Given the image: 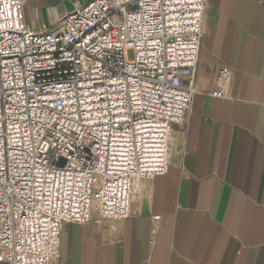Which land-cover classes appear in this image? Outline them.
<instances>
[{
    "label": "built area",
    "instance_id": "obj_1",
    "mask_svg": "<svg viewBox=\"0 0 264 264\" xmlns=\"http://www.w3.org/2000/svg\"><path fill=\"white\" fill-rule=\"evenodd\" d=\"M27 1L0 0V261L57 264L64 223L123 220L137 181L166 174L207 0H88L42 32Z\"/></svg>",
    "mask_w": 264,
    "mask_h": 264
},
{
    "label": "crops",
    "instance_id": "obj_2",
    "mask_svg": "<svg viewBox=\"0 0 264 264\" xmlns=\"http://www.w3.org/2000/svg\"><path fill=\"white\" fill-rule=\"evenodd\" d=\"M87 1L28 0L26 24L59 29ZM204 14L166 174L137 181L123 220L64 223L57 264H264V0H207ZM223 66L230 93L212 97Z\"/></svg>",
    "mask_w": 264,
    "mask_h": 264
},
{
    "label": "rangeland",
    "instance_id": "obj_3",
    "mask_svg": "<svg viewBox=\"0 0 264 264\" xmlns=\"http://www.w3.org/2000/svg\"><path fill=\"white\" fill-rule=\"evenodd\" d=\"M132 56H133V54L131 53V54H130V57L132 58Z\"/></svg>",
    "mask_w": 264,
    "mask_h": 264
}]
</instances>
